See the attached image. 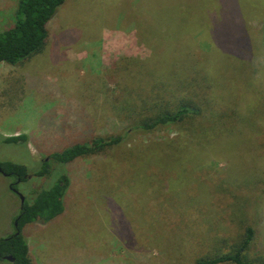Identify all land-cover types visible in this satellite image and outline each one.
Masks as SVG:
<instances>
[{
  "label": "rangeland",
  "instance_id": "1",
  "mask_svg": "<svg viewBox=\"0 0 264 264\" xmlns=\"http://www.w3.org/2000/svg\"><path fill=\"white\" fill-rule=\"evenodd\" d=\"M17 2L0 0V31L14 24ZM164 7V0H67L49 21L40 54L16 66L0 64V160L28 169L23 183L0 174V239L8 235L13 208L21 205L17 194L30 204L60 177L68 181L63 213L22 230L33 264H195L213 251L217 226L226 227L221 236L235 239L240 229L231 221L234 213L256 230L248 257L264 259L261 0L211 4L212 48L201 74H210L207 91L225 102L216 107L228 117L210 143L183 128L129 131L120 145L73 163L51 160L74 143L124 134L129 123L110 106L119 93L118 78L107 75L123 59L148 60L155 70L163 69L165 59L154 58L167 56L168 49L153 35L158 24L153 17ZM242 79L250 85L240 84ZM250 110L252 120L239 125L237 116ZM17 135H27V141H4ZM44 163L50 174L36 176ZM252 175L255 183L245 185ZM234 178L239 185L230 184ZM212 227L216 233L203 232Z\"/></svg>",
  "mask_w": 264,
  "mask_h": 264
},
{
  "label": "trees",
  "instance_id": "2",
  "mask_svg": "<svg viewBox=\"0 0 264 264\" xmlns=\"http://www.w3.org/2000/svg\"><path fill=\"white\" fill-rule=\"evenodd\" d=\"M66 1L18 0L14 24L0 31V64L16 66L40 54L48 39L47 25L57 9ZM261 1L264 5V0ZM164 3V9L153 17L158 23L153 35L156 34L157 39H162L168 49L167 56L154 58L165 59V63L162 64L163 69L160 72L155 70L153 67L156 64L151 65L148 60L123 59L126 62L117 63L107 75L110 80L118 78L115 81L119 90L118 97L114 96L115 103L110 106L120 121L129 123L124 134L115 137H98L90 143H74L61 152L53 153L52 161L67 165L78 158H85L120 145L124 136L129 135V131L154 133L167 127L183 128L187 134H192V138L205 140L202 144H208L216 132V127L222 124L224 119L227 120L226 111L216 107L217 104L222 105L225 102L221 99L214 100L207 91V88H212L213 85L210 74L207 71L201 74L212 48V43L207 40L214 26V24L211 26L210 18L213 13L210 12V7L214 0H164ZM163 14V22L159 23V15ZM223 36L225 37V34ZM236 59L235 55L232 65ZM239 82L250 85L248 79ZM129 88H135L137 92L130 93ZM120 95L122 99L119 98ZM253 111L255 113V110ZM254 113L250 110L247 114H240L237 116V122L239 125L248 124ZM241 116L244 120L240 119ZM206 124H209V127H205ZM4 141L11 144L26 142L27 135L7 137ZM194 144L198 146L197 144L200 143ZM48 166L49 163H44L36 172V176H48L50 174ZM0 169L2 170L0 174L14 177L17 183L27 180L28 169L25 165L0 160ZM256 179L255 175L248 177L245 185H252ZM235 180L236 178L230 184L239 185V182L235 184ZM17 183L10 185L12 192L16 189L14 185ZM224 184L225 181L219 183V185ZM67 185V179L60 177L51 188L38 192L30 204L24 202L20 205L18 215L13 220V233L0 239V260H4L5 256H11L15 260L14 264H33L22 230L28 224L35 222L46 224L60 216L64 211L62 199ZM244 218L237 216L236 213L231 217V221L240 229L235 239L221 236L226 233V227L217 226V233L214 227L207 232L203 231L206 234L216 233L212 238L213 251L207 250L208 253L196 258L194 263L264 264V259L253 261L248 257L251 246L256 240V230ZM15 221L17 227H14Z\"/></svg>",
  "mask_w": 264,
  "mask_h": 264
},
{
  "label": "crops",
  "instance_id": "3",
  "mask_svg": "<svg viewBox=\"0 0 264 264\" xmlns=\"http://www.w3.org/2000/svg\"><path fill=\"white\" fill-rule=\"evenodd\" d=\"M18 210L19 208L17 209L16 206L13 208L12 212H11V216H10V219H9V222H8V235L9 236L10 234H12L13 232L10 233V229L13 228V220L16 216V214L18 213ZM12 227V228H11ZM30 254V253H29Z\"/></svg>",
  "mask_w": 264,
  "mask_h": 264
},
{
  "label": "water",
  "instance_id": "4",
  "mask_svg": "<svg viewBox=\"0 0 264 264\" xmlns=\"http://www.w3.org/2000/svg\"><path fill=\"white\" fill-rule=\"evenodd\" d=\"M1 172H2V170L0 169V173H1ZM18 196H19V198H20V203H21V205H23V203H24V198H23L20 194H18ZM14 227H17V221L14 222ZM3 259H4L5 261H7V262H10L11 264H14V263H15L14 258L11 257V256H5V257H3Z\"/></svg>",
  "mask_w": 264,
  "mask_h": 264
},
{
  "label": "flooded vegetation",
  "instance_id": "5",
  "mask_svg": "<svg viewBox=\"0 0 264 264\" xmlns=\"http://www.w3.org/2000/svg\"><path fill=\"white\" fill-rule=\"evenodd\" d=\"M18 195V194H17ZM19 197V196H18ZM20 199V198H19Z\"/></svg>",
  "mask_w": 264,
  "mask_h": 264
}]
</instances>
